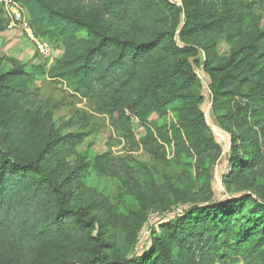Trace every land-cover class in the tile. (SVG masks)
<instances>
[{
  "label": "trees",
  "instance_id": "16d2710c",
  "mask_svg": "<svg viewBox=\"0 0 264 264\" xmlns=\"http://www.w3.org/2000/svg\"><path fill=\"white\" fill-rule=\"evenodd\" d=\"M16 1L39 39H61L64 45L52 76L158 160L166 159L163 141L174 144L179 165L218 148L201 109L203 84L190 61L196 63L204 53L213 108L222 112L220 123L236 152L232 162L242 145L246 157H257L256 133L247 145L239 131H251L246 127L249 112L255 118L264 110V31L257 28L255 14L264 9V0H181L180 7L171 0H86L81 8L86 14L46 0ZM3 21L8 25L5 16ZM104 24L147 37L111 33ZM221 38L231 47L228 57L218 54ZM25 77L18 67L0 72V104L19 112L0 116V264H264V202L247 195L193 207L154 232L145 256L126 258L93 204H75L68 178L59 173L86 134H43L37 153L24 154L33 144L20 127L28 116L19 105L39 91L30 90ZM153 114L156 123L150 120ZM132 118L147 131L140 142ZM51 160L56 161L54 171ZM240 167L236 162L235 168ZM144 222L132 223L129 241L136 240ZM9 246L18 249L16 257Z\"/></svg>",
  "mask_w": 264,
  "mask_h": 264
},
{
  "label": "rangeland",
  "instance_id": "374dc122",
  "mask_svg": "<svg viewBox=\"0 0 264 264\" xmlns=\"http://www.w3.org/2000/svg\"><path fill=\"white\" fill-rule=\"evenodd\" d=\"M46 1L56 8L80 9V14L88 12L81 10L88 4L86 0ZM171 2L182 6L181 0ZM255 14L257 28L264 31V9ZM2 15L5 16V11L0 5V58L4 60L0 72L18 67L26 73L24 80L29 82L30 90L39 89L37 95L26 97L23 104L19 105L28 116L20 127L27 133L28 144H33L24 154L37 153L35 147L41 143L43 134H51V138L71 133L86 134L75 154L58 167L62 170L59 173L63 178H68L75 204H93L95 214L103 224L110 226L115 245L126 258L145 256L152 247L154 232L160 233L165 226L182 218L195 206L214 205L246 195L264 202V110L258 112L255 118L249 112V126H244L251 127V131H239V134H244V144L254 142L257 145V157L252 160L246 157L242 145L238 159L232 162L231 158L236 156V152L232 148L230 133L220 123L222 112L213 108L209 89L211 79L202 67L204 53H199L196 63L193 58L190 61L203 84L205 101L201 109L205 114L209 135L218 148L202 157L195 156L193 161L188 160L189 165L186 161L179 165L172 142H162L165 160L152 157L141 145H135L122 137L109 118L95 112L88 99L77 96L64 82L52 76L51 70L65 54L61 39L53 42L43 40L50 50L48 56H43L23 30L19 27L10 29ZM107 24L102 25V28L111 33L125 37H147L142 32L122 26L109 27ZM177 42L183 46L179 39ZM217 49L220 57L230 55L231 47L225 39H218ZM242 102L245 104L247 101ZM18 113V108L0 104V116L10 118ZM150 120L158 122V115L153 114ZM258 122L261 125H257ZM131 128L137 142L147 134L136 118H132ZM252 132L256 133L257 141L253 138L252 142ZM10 138L12 136L9 134ZM238 144L243 143L240 140ZM236 162L241 164L239 169L235 168ZM50 165L53 171L57 167L54 160H51ZM72 176L73 179L70 178ZM207 198L209 201L204 203ZM140 218L145 219V222L136 240L129 241L128 229H132V223ZM9 248L12 257H16L18 249ZM69 255L72 256L70 251Z\"/></svg>",
  "mask_w": 264,
  "mask_h": 264
},
{
  "label": "built area",
  "instance_id": "2783aa9c",
  "mask_svg": "<svg viewBox=\"0 0 264 264\" xmlns=\"http://www.w3.org/2000/svg\"><path fill=\"white\" fill-rule=\"evenodd\" d=\"M0 5L5 11V17L8 20L9 28H21L27 37L35 44L37 51L43 56H48L50 53L48 45L35 35L25 8L16 0H0Z\"/></svg>",
  "mask_w": 264,
  "mask_h": 264
}]
</instances>
